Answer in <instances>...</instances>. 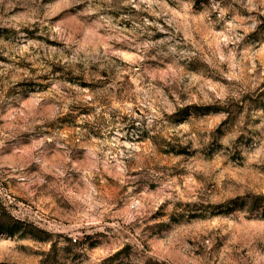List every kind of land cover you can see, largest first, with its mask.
Segmentation results:
<instances>
[{
  "label": "rangeland",
  "instance_id": "rangeland-1",
  "mask_svg": "<svg viewBox=\"0 0 264 264\" xmlns=\"http://www.w3.org/2000/svg\"><path fill=\"white\" fill-rule=\"evenodd\" d=\"M0 264H264V0H0Z\"/></svg>",
  "mask_w": 264,
  "mask_h": 264
},
{
  "label": "trees",
  "instance_id": "trees-1",
  "mask_svg": "<svg viewBox=\"0 0 264 264\" xmlns=\"http://www.w3.org/2000/svg\"><path fill=\"white\" fill-rule=\"evenodd\" d=\"M10 234H12V231H10Z\"/></svg>",
  "mask_w": 264,
  "mask_h": 264
}]
</instances>
